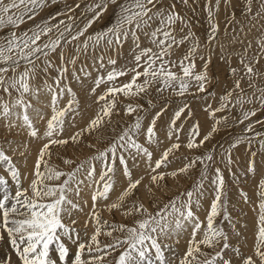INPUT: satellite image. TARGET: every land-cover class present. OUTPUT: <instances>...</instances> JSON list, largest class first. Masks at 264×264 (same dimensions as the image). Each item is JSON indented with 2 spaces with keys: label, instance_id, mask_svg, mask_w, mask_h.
Here are the masks:
<instances>
[{
  "label": "snow or ice",
  "instance_id": "obj_1",
  "mask_svg": "<svg viewBox=\"0 0 264 264\" xmlns=\"http://www.w3.org/2000/svg\"><path fill=\"white\" fill-rule=\"evenodd\" d=\"M49 2L55 5L59 0H7V2L0 0V29L8 26L16 28L25 22L26 17L33 19L35 10L47 6ZM222 2L229 9L230 18L226 21L227 29L236 19L234 13L230 11L232 0H215L214 4L213 0H206L205 11L211 27L208 42L215 43L220 48V56L227 62L231 60L233 53L229 52L225 45L219 44L216 37L219 32L217 13ZM178 3L195 11L189 4V0H167V3L165 0H123V2L95 0L87 6L86 11L91 12L92 16L87 19L83 28H77L73 23L75 17L72 13L80 7L77 3L75 7H67L64 13L67 20L61 19L55 24L50 21L43 22L19 35L16 31H11L3 40H0V119L8 121L6 130L10 132L15 127H25L30 130L29 134L32 138H37L38 131L29 110L31 109L35 117L41 120L44 118V113L33 105L30 97L39 102L41 94L50 95L51 100L47 106L54 112L47 121L44 133L47 142L38 153L34 166V179L30 183L31 195H28V189L21 187V174L0 145V164L7 162L11 179L16 182V192L12 195L8 180L0 176V191L3 192V198L0 199V242H3L4 233H6L9 246L14 250L19 264H234V259H237L239 264H264V180H261L258 185L261 202L258 204L252 254L247 256L243 255L239 248L232 247L228 233L215 223V218L221 214L222 208L224 219L231 220L223 199L224 179L219 168L215 170L211 180L214 199L206 215V226L194 209L200 207L201 200L206 195L203 183L207 179V167L205 175L195 187L182 194L183 199L177 197L169 201L162 211L150 213L143 203L133 201L123 215L138 216L139 219L135 220L134 226L110 224L101 219L95 204L98 199H109V194L116 183L117 161L122 166L127 187L115 202L106 205L109 211L123 209L142 183L141 179L132 178L129 160L133 162V167L138 166L140 160L144 161L150 175V186H146V190L154 195L153 186L159 188L166 178V174L158 170L167 165L169 157L181 147L178 142L172 144L153 166V153L133 138L142 129V118L139 115L136 116L132 126L123 129L106 149L95 150L90 161L80 163L73 171L57 170L45 159L46 156L50 158L53 155L51 146H65L69 141L78 145L80 138L86 132L95 135L97 142H101L103 129L112 123L111 117L117 109V94H122L124 97H139L141 94L146 95L154 84H163V88L156 89L158 92L172 89L177 96H184L192 87L200 93L207 91L209 82L207 69L211 62L212 50L209 49V54L202 51L190 21L176 10ZM193 3H198V0H193ZM254 5L255 12H253ZM110 6H116L118 9L119 14L115 23L106 31L85 35L92 24L99 20ZM244 12L248 31L245 32L244 27H239V32L236 33L234 28L236 34L230 41L231 44L239 43L243 47L242 52L235 53L241 67L239 70L231 69L232 75L236 77L233 87L221 96L219 106L210 112V115L215 118L218 112H223L230 107H238L242 117L239 123L255 117L258 110L264 111V83H262L264 65L260 64V61L264 59V24L260 23L264 21V0H244ZM51 19H55V16ZM258 25L260 34L256 37V50L253 51V43L247 40V36ZM54 30L56 35L53 38L51 34ZM44 36H48L47 42L38 43ZM81 37H85L83 41L80 40ZM245 40H247L246 44ZM73 42H76L73 45L74 53L67 62L73 70L81 56L91 59L97 66V77L90 92L95 94L103 84H109V86L97 96L95 102L101 106L86 127L67 139H58L56 136L64 132L66 119L70 126H75L76 108L73 105L78 102L72 99L63 109H57L56 105L65 93L73 97L75 93L70 86L62 85V81L69 72L68 67L64 63L59 66L54 65L49 59V53H57V49L61 48L62 44L69 45ZM128 42H131V66H122L117 69V60L113 57L118 55ZM144 42H147L149 46H142ZM184 46L186 48L182 58L174 59L175 52ZM41 56L44 57L43 67L36 63ZM58 56L63 62V51H60ZM197 59L203 62L200 71H196ZM108 66H112L111 70H108ZM177 66L180 69L179 73L173 71ZM141 68H143L142 72L139 70ZM101 69L106 71V75L100 74ZM52 70L57 72L55 77L51 76ZM79 71L84 77H91V72L87 71L86 66L80 67ZM129 72L133 73L132 79L116 86V81ZM38 75L43 76L40 85L34 83ZM141 77L143 82L138 83ZM73 79L81 81L82 78L74 73ZM241 81L247 82L250 92L241 87ZM233 96H235L234 100ZM245 105H256V107L246 109ZM140 108L142 105L129 103L124 111L126 114H132ZM186 108L188 105H183L174 113L167 128L169 139L175 135L179 140L182 129L177 128L176 122ZM207 108L211 106L208 105ZM163 111L162 108L146 129V142L149 144L156 139V121ZM15 121H21V124L17 125ZM226 121L227 116L216 119V125L219 126ZM256 123L262 122L257 120ZM217 130L218 127H214L212 132ZM245 130L252 132L253 124H248ZM212 132L197 143L195 138L199 136V125H194L187 140V149L202 147L204 142L211 138ZM244 140L251 143L249 137H241L230 148L236 147ZM259 143L264 149V139H260ZM87 147L95 149L94 144H88ZM225 151L227 161L231 163L230 149ZM204 159L212 161L214 157L208 154ZM198 161L203 163L202 158L197 156L183 167L172 171L171 176L175 178L179 175H187ZM64 162L73 163L71 160ZM94 162H99L102 167V174L98 181L95 179ZM85 163L88 164L85 180L91 181L88 184H85V180L78 178V174L85 168ZM42 166L43 170H41ZM249 170L255 171L254 162L250 164ZM61 177L66 179L55 185L49 183V181H60ZM93 184L100 185L91 197L93 209L90 218L95 220L97 227L85 240L81 237L79 230L73 227L77 221L71 219L74 211H82L81 205L69 198V193L74 192L79 197L83 190L82 185L92 190ZM245 199H247L246 194ZM65 220H70V223H65ZM87 226L86 222L85 236H88ZM105 228L108 230L103 232ZM189 228H191L190 233H188ZM185 233H188L190 238L183 254L175 255L171 259L166 257L165 250L169 252L173 250L171 245L165 244L164 241L175 237L176 242L179 243ZM102 234L111 238L110 242H102L99 239ZM198 235L200 239H197ZM236 235L239 236L240 233L237 232ZM72 248H75V252ZM230 248L233 253L231 257L226 254V250ZM50 252L56 255L53 256ZM117 252L119 255H114ZM0 264H13L11 256L4 253L0 257Z\"/></svg>",
  "mask_w": 264,
  "mask_h": 264
},
{
  "label": "rangeland",
  "instance_id": "obj_2",
  "mask_svg": "<svg viewBox=\"0 0 264 264\" xmlns=\"http://www.w3.org/2000/svg\"><path fill=\"white\" fill-rule=\"evenodd\" d=\"M5 2H7V0H5ZM94 2L95 0H59V2L55 5L49 2L47 6L35 10L33 19H28L26 17L25 22L16 28L8 26L0 29V40H3L5 36L10 34L11 31H16L19 35L24 31L34 29L37 24H42L43 22L50 21L52 24H55L61 19L67 20V16L64 14L67 7H75L77 3L80 4V7L76 8L75 12L72 13L75 17L73 23L77 26V28H83L87 23V19L92 16L91 12L86 11L87 6ZM121 2H123V0H121ZM165 2L167 3V0H165ZM205 3L206 0H198V3L195 4L193 3V0H189V4L192 5V8H194L195 11L179 3L177 4L176 10L190 21L192 31L198 37L202 46V51L205 54H209V49L212 50L211 62L209 63L207 69L209 76L207 91L200 93L195 87H192L184 96H177L172 89H167L162 93L158 92L156 89L163 88L164 86L163 84H154L150 87L146 95L141 94L139 97H124L122 94H117V109L111 117L112 123L110 125H106L103 129L101 142H97L95 135L86 132L80 138L78 145L69 141V143L65 146H51L50 150L53 155L50 158L46 156L45 159L48 160L50 165L57 168V170L63 172L73 171L80 163L90 161V158L94 154L95 150L106 149L109 143L116 136H118L123 129L132 126L135 122L136 116L139 115L142 118V129L140 133L135 135L133 138L153 153V166L155 161L159 159L162 153L172 144L178 142L181 147L169 157L167 165L162 166L158 170L161 173H165L166 178L161 183L159 188L153 186L154 195L149 194L146 190V186H150V175L144 161L140 160L138 166L133 167V162L129 160V167L132 169L133 174L132 178L134 180L139 178L142 180V183L128 199L123 209H114L109 211L106 205H110L115 202L117 197L127 187V180L122 174V166L119 165V162L117 161L116 183L114 184L113 190L109 194V199H98L95 204V209L100 214L101 219L109 222L110 224L134 226L135 220L139 219V217H125L123 215V212L127 210L128 206H130L133 201L143 203L150 213L155 214L162 211L169 201L176 199L177 197L183 199L184 197L182 194L195 187L196 183L201 180L203 175H205V169L207 167V179H205L203 183L206 195L201 200L200 207L194 209L199 219L203 221L206 226V215L208 214V209L214 199L211 180L214 177L215 170L219 168L224 179L223 199L226 204L227 213L230 215L231 220L229 221L224 219V209L222 208L221 214L215 218V223L216 226L223 228L228 233L229 242L232 247L239 248L243 255L247 256L252 254L255 239L254 233L256 230V221L259 211L258 204L261 202L258 185L261 180H264V149L261 148L259 143L260 139H264V111L258 110L255 117H251L244 123H239V120L242 119V117L238 107H230L223 112H218L216 113L215 118L210 115L211 110L219 106L221 96L233 87L236 77L232 75L231 69L237 68L239 70L241 67L239 64V58L235 55V53L236 51L242 52L243 47L239 43L231 44V38L234 34L239 32V27H244L245 32H247L248 29L246 26V16L244 12V0H232L230 11L234 13L236 19L231 26L227 27V29L226 21L230 18L228 15L229 9H227L222 2L217 13L219 32L216 34V37L219 44L225 45L228 51L233 53L231 60L226 62L225 59L220 56V48L215 43L208 42V36L211 34V27L205 11ZM214 3L215 0H213V4ZM255 7L256 6L254 5L253 12H255ZM118 14L117 7L110 6L108 11L104 13L99 20H96L92 24L85 35L106 31L108 27H111L115 23ZM53 16H55V19H51ZM260 23L264 24V21H261ZM234 28L236 29V33H234ZM259 34L260 26L258 25L257 28L253 29L247 36V40H251L253 43V51L256 50V37L259 36ZM51 35L53 38L55 37V30ZM84 38L85 37H81L80 40L83 41ZM47 40L48 36H44L38 43H44L47 42ZM247 40H245V44L247 43ZM75 43L76 42H73V44L69 45L62 44L61 48L57 49V53H49V59L54 65L59 66L61 63H64L68 67L69 72L66 78L62 81V85L70 86L75 93V97L69 93H65L60 99L59 104L56 105L57 109H63L72 99H75L78 102L73 105V107L76 108V114L74 116L75 126H70L68 119H66L64 132L62 134H57L56 138L58 139H67L80 129L86 127L90 119L96 115L101 106L95 102L97 96L102 94L109 86V84H103L99 89H97L95 94H92L90 89L94 86V80L97 77V66L93 64L91 59H85L84 56H81L80 60L77 62L75 70H73L72 66L67 63L74 53L73 45ZM142 46L149 45L147 42H144ZM185 48L186 46L181 47L178 51H176L174 59L182 58ZM130 49L131 42H128L124 45L118 55H114L113 58L117 60V69H120L122 66H131L132 52ZM60 51H63L64 53L63 62L58 56ZM109 55L113 54L109 53ZM43 59L44 57L41 56V59L36 61L37 65L40 67H43ZM202 64V61L199 59L196 60V71L201 70ZM260 64L264 65V59L260 61ZM85 66L87 71L91 72L90 78L84 77L83 73L79 71L80 67ZM111 68L112 66H108V70H111ZM139 70L142 72L143 68ZM173 71L179 73L180 69L177 66L173 69ZM74 73L81 76V81L73 79ZM100 74L106 75V71L101 69ZM56 75L57 72L52 70L51 76L55 77ZM132 75L133 73L129 72L126 76L120 77L116 81V86L129 82L132 79ZM42 81L43 76L38 75L34 83L36 85H40ZM142 82L143 77L140 78L138 83ZM49 83H51V80H49ZM262 83H264V81H262ZM241 87L245 88L249 92L251 91L247 88L246 81H241ZM213 93L214 95H212ZM43 96H47V99L49 98L51 100V97H49L50 95L47 94H41L39 102L31 97L29 98L32 100L33 105L41 109L44 113V118L41 120L35 117L31 109L29 110V114L33 119V124L38 131L37 138H32L29 134L30 130L25 127H15L12 131H7L6 125L8 121L0 119V145L3 146L6 154L10 157L11 163L19 170L21 174V187L23 189H28V195H31L30 183L34 179L33 171L38 159V153L40 152L43 144L47 142V138L44 137L47 125L46 121H48L54 114L52 108L47 106L49 105L50 100L46 103L40 102L43 101ZM234 99L235 96H233V100ZM149 101H151V103H149ZM129 103L142 105V108L138 109L135 113L126 114L124 109ZM183 105H188V108L185 109V112L176 122L177 128L182 129L179 133V140L176 139L175 135L169 139L167 136L168 125L171 123L174 113ZM208 105H210L211 108H207ZM249 107H256V105H245L246 109ZM162 108L164 111L156 121V139L153 143L149 144L146 142V129L156 114L161 112ZM15 110L20 111L19 109ZM224 116H227L226 123H222L217 126L216 119H220ZM257 120L262 123H256ZM15 123L20 125L19 121H15ZM196 124L199 125V136L195 138L197 143H199L205 135L212 132L214 127H218V130L212 132L211 138L204 142L202 147L189 150L186 147L187 140L190 136V130ZM248 124H253L252 132L245 130ZM257 133L260 135L257 136ZM241 137H249L251 139V143L244 140L236 147L230 148V146ZM88 144H94L95 149L87 147ZM229 149L231 153V163H228L225 151ZM21 153H23V155H21ZM208 154L213 155L214 159L212 161L204 159ZM197 156L202 158L203 163L198 161L196 165L190 169L187 175H179L175 178L171 176L172 171L183 167L186 163H189ZM65 160H71L73 163L66 164L64 162ZM253 162L255 166L254 172L249 170L250 164ZM94 163L95 179L98 181L99 176L102 174V167L99 162ZM41 170H43V166ZM87 170L88 164L85 163V168L78 174V178L85 180ZM0 176H3L6 180H8L11 194L15 195L16 182L11 179V173L8 169L7 162L0 164ZM64 179H66V177H61L60 181H49V183L55 185L62 182ZM88 183H91V181L85 180V184ZM100 183L102 184L103 182ZM93 185L92 190L82 185L81 187L83 190L81 191L79 197H77L74 192L69 193V198L81 205L82 211H74L71 219L77 221L73 227L79 230L81 237L85 240H87L88 237L94 233V230L97 227L95 220L90 218L91 210L93 209V200L91 197L95 194L94 190L100 185ZM72 186L75 187V185ZM245 194L247 199H245ZM2 198L3 192L0 191V199ZM169 211H171L170 208ZM86 222L88 225V236H85L84 234ZM65 223H70V220H65ZM107 230L108 229L105 228L103 229V232H106ZM190 232L191 228L188 229V233ZM237 232L240 233L239 236L236 235ZM188 233H185L183 236H188ZM114 235H119V233H114ZM189 238V236L187 239L181 238L179 243L176 242V238L174 237L170 240H165L164 243L171 245L173 250L172 252H169L166 249V257L171 259L175 255H182L187 248V241ZM99 239L104 243H108L111 238L102 234ZM197 239H200L199 235L197 236ZM72 251L75 252V248H72ZM4 253H8L11 256L13 264H19L14 250H12L9 246V240L6 233H4L3 242H0V257H2ZM50 254L53 256L56 255L54 252H50ZM226 254L231 257L233 254L232 248L226 250ZM114 255L118 256L119 252ZM109 259H111V257H109ZM234 264H239V261L234 259Z\"/></svg>",
  "mask_w": 264,
  "mask_h": 264
},
{
  "label": "bare ground",
  "instance_id": "obj_3",
  "mask_svg": "<svg viewBox=\"0 0 264 264\" xmlns=\"http://www.w3.org/2000/svg\"><path fill=\"white\" fill-rule=\"evenodd\" d=\"M49 97H50V96H49ZM43 98H44V99H42L43 101H40V102L46 103V102H48V101L50 100L49 98L47 99V96H43ZM50 108H51V107H50ZM45 118H46V117H45ZM37 119H38V118H37ZM44 121H45V120H44ZM44 121H43V122H44ZM46 122H47V121H46ZM19 123L21 124V121H19ZM21 128H22V127H21ZM38 128H39V127H38ZM41 135H42V134H41ZM72 146H73V145H72ZM22 170H23V169H22ZM25 171H26V170H25ZM132 175H133V174H132ZM23 179H24V178H23ZM22 181H23V180H22ZM28 181H29V180H28ZM93 186H94V185H93ZM26 188H27V187H26ZM86 188H87V187H86ZM90 193H91V192H90ZM90 193H89V194H90ZM93 193H94V192H93ZM90 196H91V195H90ZM88 198H89V197H88ZM91 199H92V198H91ZM186 234H187V233H186ZM188 236H189V235H188ZM188 236H183L182 238H186V239H187ZM174 238H175V237H174ZM175 240H176V239H175ZM15 264H16V263H15Z\"/></svg>",
  "mask_w": 264,
  "mask_h": 264
}]
</instances>
